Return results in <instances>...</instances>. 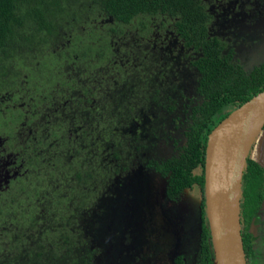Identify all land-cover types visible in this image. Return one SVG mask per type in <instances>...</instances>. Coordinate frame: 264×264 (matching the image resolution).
Here are the masks:
<instances>
[{
  "label": "trees",
  "instance_id": "obj_1",
  "mask_svg": "<svg viewBox=\"0 0 264 264\" xmlns=\"http://www.w3.org/2000/svg\"><path fill=\"white\" fill-rule=\"evenodd\" d=\"M213 2L0 0L3 111L10 107L6 98L24 85L22 78L27 80L25 95L46 91L31 75L25 77L33 70L29 57L55 48L67 31L80 41V32L89 29L90 21L83 22L89 9L111 17L119 29L134 19L140 31L148 29L152 18L173 19L187 59L177 65L170 55L139 49L131 75L119 64V70L106 74L109 78L79 72L54 89L58 97L50 124L40 122L33 137H24L10 156L11 165L20 163L21 172L9 182L16 193L0 195V264H97L99 244L84 224L125 170L159 173L167 198L186 187L202 188L203 179L194 170L203 171L208 133L264 88V63L246 71L234 47L209 34ZM188 72L190 78L184 75ZM44 97L48 102L50 93ZM252 154L246 159L241 202L246 199L254 210L264 168ZM201 207L203 222V203ZM200 241L199 264H214L205 224Z\"/></svg>",
  "mask_w": 264,
  "mask_h": 264
},
{
  "label": "rangeland",
  "instance_id": "obj_2",
  "mask_svg": "<svg viewBox=\"0 0 264 264\" xmlns=\"http://www.w3.org/2000/svg\"><path fill=\"white\" fill-rule=\"evenodd\" d=\"M209 9L214 14L212 23L215 24V28L219 32L218 37L225 41H236L237 56L243 59L249 58L251 63L264 60V0L253 3H250L249 0H214ZM89 10V14L85 15L83 22L90 21L89 28H96L98 33L106 29L108 25L115 24L111 17L104 16L94 9ZM135 22L136 19L129 25H121L124 29L121 34H125L127 31L130 35L133 30L131 35L140 37L141 40L148 39L152 46L167 51L174 58L182 50V43L173 30V19L152 18L149 21L148 29L144 31H140ZM61 42L64 43V41ZM29 59L32 62L33 70L26 72V76L31 75V79H41L42 76H45L49 79L54 75L56 69L50 50L36 54V58L29 57ZM244 60L247 62L246 68H250L252 65L246 59ZM21 81L27 82L23 78ZM9 98L10 96L6 99ZM3 99L5 98L0 96V100ZM24 103L25 98L19 106L22 107ZM0 112L4 114L3 110ZM0 118H2L1 115ZM260 135L258 136L259 140L257 139L258 143L252 151L253 154L250 152L251 157H257L254 154L263 138V135ZM3 140L4 138L0 137V145ZM14 147H21V145L14 144ZM13 154V149H7L2 153L0 187L8 180L9 176L12 177L13 172L19 170L18 167L9 164L8 157ZM260 155L264 158L263 152ZM131 170V173L115 180L110 188V194L101 200V216L98 215L93 220L99 226L97 230L96 228L93 230V232L96 231L94 236L98 240L99 246L102 247L98 264H158L161 260L170 264L174 252L158 251L161 247L160 241L164 236L163 228L162 233L160 231L163 224L167 229H172L171 224L180 227L176 235L170 233L174 244H177L176 247L179 248L186 239L182 245H188L189 248L194 244L195 253L198 235L193 242L190 225H195L197 229L196 218L195 216L192 218L191 209L185 204V202H190V197L185 196V200L178 207L169 203L166 206V221L162 223L159 207L166 204L165 200L160 197L163 196L164 178L142 168ZM191 204L193 205V202ZM188 216L189 218H187ZM117 229H121V232L117 233ZM141 229H146L148 234H143ZM149 250L156 253L149 254ZM140 252L145 253L141 257L143 263L139 261L140 255H136ZM132 253L136 256H133ZM164 255L168 258L163 259Z\"/></svg>",
  "mask_w": 264,
  "mask_h": 264
},
{
  "label": "flooded vegetation",
  "instance_id": "obj_3",
  "mask_svg": "<svg viewBox=\"0 0 264 264\" xmlns=\"http://www.w3.org/2000/svg\"><path fill=\"white\" fill-rule=\"evenodd\" d=\"M255 1L258 0H249L250 3H253ZM112 22H114L113 19ZM111 25H108V27ZM112 26H113L112 29L107 27L106 29H103V31L99 33L97 32L96 28H89L87 30H83V32H80V36H82L80 38V41L76 40L73 37L72 31L70 32L67 31L66 33H64V35L60 36V39L64 41V43L60 41V43H58V45L55 48H47L52 53V61L55 64L54 67L56 69L55 73L49 79L46 78L45 76H42L41 79L35 80L37 84H41L43 87H45L46 91H41L38 96L32 95L29 97V95L24 94V91L26 90L25 83L24 85L21 84L20 86L16 87V89L13 90L14 94L11 93L8 103V106H10L9 109L7 111H4V114L0 112V115L2 116V118H0V137L4 138V140L0 145V160L3 156L2 153L5 150L13 149L15 151V149H19L20 147H14V144L18 146L21 145L20 144L21 140L25 138H32L34 132H36L38 127L40 126V122H43L45 120V122L50 124L48 117L51 116L50 113L51 106L56 105L54 97H58L57 94L54 92V89L59 88L60 84L64 83V81L69 83L71 79H76V76L79 72L80 73L98 72L99 74L104 73V75L107 78H109V75L106 74L112 73V70H119L120 65L124 68L125 72H127L126 69L128 68L131 75V73L133 72L132 68L136 65V62L138 61L136 58L137 56L136 51L139 52V49L141 50V49L150 48V49L158 50L159 53L169 55L167 51H162L158 47L152 46L151 42L148 41V39L141 40L140 37H136L133 35L130 36L127 33V31L125 32V34H121L123 33L124 29H119L116 23ZM209 34H216V35L219 34V32L215 28V24L213 23H211L209 27ZM178 39L180 40V38ZM143 42H146L147 44ZM227 42H229L230 45L234 47L235 56L240 60L241 63H243V67L246 71H250V69L253 66H259L262 63H264V60L251 63L249 58H244L252 65L250 66V68L249 67L246 68L247 62L243 58H240L239 56L236 55V49H235L236 41L230 40ZM184 52L185 49L182 44V50L178 53L177 56H175L176 58H174L172 55H170V57L175 61H177V65H182V63L186 62L187 60L183 58ZM118 75H120V71L118 72ZM184 75L187 78H190L191 76L189 72ZM25 77L27 76L25 75ZM47 89H51V90L47 91ZM45 92L50 93L48 102H47V98L44 97ZM24 97H25V103L22 107H20L19 104ZM8 113H10L11 119L7 118ZM262 129L263 130L261 131L260 136L263 135V138L261 139L258 145L260 151L257 152L258 149L257 148L255 150V156H257L256 158L258 162L264 168V158L260 155L261 152H263L264 154V128ZM14 155L15 153L10 156H14ZM8 160L10 161L9 164L11 165L13 161H11L10 157H8ZM19 164L20 163L16 162L14 166L18 167V169L19 168L21 169ZM131 169L125 170V172H122V174H118V177L116 179L124 177L128 173H131L132 171ZM20 172H21L20 170L15 171L13 172L14 174L12 175V177L9 176V178H7L8 180L5 181V183L6 182L7 183L6 184L4 183L3 186L0 187V195H3L2 193L7 194L9 192L16 193L14 190L9 189L10 187L9 182L11 178H14L16 175H19ZM150 172H154V171H150ZM194 172H196V175L201 176V179H203L202 188H200L201 186L186 187L183 189L181 193L178 194L177 197L173 199L167 198L166 194L160 196L161 199H164L166 203L159 207L161 209L160 215L162 218V223L166 221V217H167L166 206L169 203H172L177 207L180 206L182 202L185 200V196L190 197V202H185V204L189 209H191L193 215L192 218L194 216L196 218L197 229L195 228V225H190L193 234L191 236V239L193 242L195 237L198 235L197 248L195 249V253H194V244H192L191 247L189 248L188 245H182L186 241V239L182 243L180 242L181 246H179V248L176 247L177 244H174L173 238L170 235V233L176 235L177 231L180 230V227L172 224L170 225L172 229H167L164 226V224L163 227H160L161 233H162V228L164 231V236H163L164 240L163 238L161 240L163 243L160 241L161 247L158 249V251L163 252L164 250V253L174 252L170 264L200 263L199 252L201 251L200 236L202 233V224H205L208 227L207 218L206 220L204 219L203 222L200 220L202 215V207H201L202 203L205 208L204 168L203 171L201 172L199 167H197L196 170H194ZM154 173L159 175V173L157 172ZM255 199L256 201H258V204L254 210H252L253 205H251V203L246 201V199L244 198L240 205L241 235H242V243L245 253L246 264H264V177L263 180L260 182L259 193L256 195ZM191 202H193V205L191 204ZM101 213H102V207L99 209L98 212L92 215L91 219L89 220V223L84 224V229L86 233H88L95 239L96 237L94 236V234L96 235V231L93 232V230L95 228L97 230L99 226L93 220L95 219L96 216L100 215ZM187 218H189V216ZM116 232L117 233L121 232V229H117ZM142 232L143 234H148V231L146 229H143ZM210 242H211V238H210ZM211 249H212V244H211ZM101 250L102 247L97 246V250H96L97 264H98V258L101 255ZM153 253L156 252L149 250V254H153ZM144 254L145 253L143 252L136 254V255H140L139 261H141L142 263L143 261L141 257ZM132 255L136 256L134 253H132ZM167 258L168 257L166 255L163 256V259H167ZM212 259H213V249H212ZM158 264H167V263L161 260L160 262H158Z\"/></svg>",
  "mask_w": 264,
  "mask_h": 264
},
{
  "label": "water",
  "instance_id": "obj_4",
  "mask_svg": "<svg viewBox=\"0 0 264 264\" xmlns=\"http://www.w3.org/2000/svg\"><path fill=\"white\" fill-rule=\"evenodd\" d=\"M263 125L264 88L231 110L208 133L204 199L214 264H246L240 222L242 177Z\"/></svg>",
  "mask_w": 264,
  "mask_h": 264
},
{
  "label": "crops",
  "instance_id": "obj_5",
  "mask_svg": "<svg viewBox=\"0 0 264 264\" xmlns=\"http://www.w3.org/2000/svg\"><path fill=\"white\" fill-rule=\"evenodd\" d=\"M259 151H260V148L257 149V152H259ZM255 158H256V157H255ZM256 159H257V158H256Z\"/></svg>",
  "mask_w": 264,
  "mask_h": 264
}]
</instances>
